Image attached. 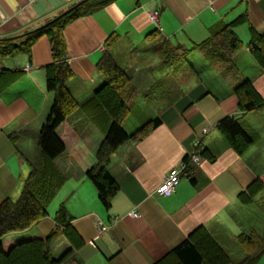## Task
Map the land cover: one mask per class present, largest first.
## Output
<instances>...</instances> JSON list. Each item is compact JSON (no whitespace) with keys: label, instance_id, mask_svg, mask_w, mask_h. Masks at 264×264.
I'll use <instances>...</instances> for the list:
<instances>
[{"label":"crops","instance_id":"crops-1","mask_svg":"<svg viewBox=\"0 0 264 264\" xmlns=\"http://www.w3.org/2000/svg\"><path fill=\"white\" fill-rule=\"evenodd\" d=\"M77 1L0 0V38L38 26ZM154 9L156 23L148 18ZM241 14L245 20L233 27L241 48L233 55V70L228 74L203 58L196 66L197 50L189 57L192 66L177 74L161 68L151 55V47L163 39L190 48L208 36L211 25L228 23ZM250 28L264 31V0H111L67 23L62 36L72 77L66 84L78 106L57 129L61 139L65 136L69 142H64V151L54 159L65 180L47 205L46 215L21 232L5 235L3 246L21 237H44L54 227L53 214L59 204L71 215V225L83 241L62 264H153L197 226L204 227L224 251L230 245L238 247L236 236L241 232L254 229L264 234L252 223L254 198L247 204L237 198L264 171V109L241 111L232 91L239 81L248 80L264 99V66L257 65L246 47ZM152 30L158 34L153 42L145 38ZM111 34L116 38L107 45ZM105 50L130 82L140 85L138 93L144 101L152 103V112L137 111V122L123 130L130 134L145 121L159 119L142 138L122 143L109 157L105 168L117 189L107 210L84 175L95 162L101 137L90 140L85 131L89 122L81 109L101 83L95 64ZM50 62L45 35L34 41L29 55L0 57V69L22 71L0 93V201L18 194L28 171L26 159L35 155L26 141L32 134L37 141L52 100L43 68ZM130 106L132 112L133 102ZM224 116L239 119L251 137L240 155L215 128ZM29 128L35 129L29 132ZM59 128L65 130L62 136ZM191 154L199 160L190 161V171H181L171 191L155 193L168 170L184 164L183 158ZM68 247L60 237L51 245V254L57 257ZM243 257L238 255V261ZM257 264H264V253Z\"/></svg>","mask_w":264,"mask_h":264},{"label":"trees","instance_id":"trees-1","mask_svg":"<svg viewBox=\"0 0 264 264\" xmlns=\"http://www.w3.org/2000/svg\"><path fill=\"white\" fill-rule=\"evenodd\" d=\"M111 0H78L63 7L54 16L40 25L22 32L0 38V57L13 54L29 55L34 41L45 35L48 38L51 62L46 64L45 87L52 92V100L46 117L37 132V153L27 158L28 171L22 179L15 198L6 197L0 201V264H62L74 250L79 249L83 241L71 225V215L63 204H59L53 214L54 227L42 238H19L9 247H4L2 238L9 233L21 232L46 215V208L65 178L54 165V159L60 155L65 145L58 135V127L78 103L67 88L72 72L65 60V47L62 36L64 26L73 19L90 14ZM245 20L244 14L232 21L217 22L208 28V36L190 48L173 46L163 39L151 47V55L159 60L160 67L171 74H177L183 68L192 66L189 57L197 50L202 58L214 68L228 74L233 70V55L241 48V42L233 31L234 25ZM250 38L246 44L253 60L264 66V31L249 29ZM152 30L145 36L152 41L157 37ZM116 38L109 35L107 45ZM95 71L101 78L100 85L90 98L81 104L87 121L98 129L102 138L95 151V162L85 170L84 175L93 184L97 198L104 209H108L110 199L117 186L105 168L109 157L122 143L142 138L150 129L159 124L154 117L142 123L127 134L122 123L130 111V103L135 95V87L125 70L105 50L95 64ZM22 71L19 69H0V93L16 81ZM241 111L264 109V99L253 89L248 80H241L232 88ZM215 128L225 138L229 147L240 155L251 144V137L239 119L224 116L215 124ZM198 145L195 147V151ZM182 173L190 171V158H183ZM264 188V171L238 193V200L247 204ZM264 210V199L258 202ZM64 237L69 243L63 253L55 257L51 254L54 241ZM244 257L234 262L223 248L202 226L195 227L180 243L153 264H257L264 253V234L254 229L241 232L236 236Z\"/></svg>","mask_w":264,"mask_h":264},{"label":"rangeland","instance_id":"rangeland-1","mask_svg":"<svg viewBox=\"0 0 264 264\" xmlns=\"http://www.w3.org/2000/svg\"><path fill=\"white\" fill-rule=\"evenodd\" d=\"M122 48H124V47H122ZM196 54H197V56L194 57L193 62L195 63L196 66H198L202 62V60H201L202 57H200L199 53L196 52ZM129 84H131L132 86L135 87V95L131 101V103L133 102L132 112L129 111L127 117L125 118V120L122 123V127L126 130L130 129L132 127V125H134L137 122V116H136L137 111H143L146 113L147 111L152 112V109H153L152 105H151L152 103L151 102L146 103L144 101V99L142 98V96L139 95L140 93H138V89H140V85L133 84L131 82H129ZM136 93H138L137 96H136ZM87 126H88V128H87ZM87 126L85 127V128H87V130H85V131L86 132L88 131L87 133H89V135H90V140L96 141L97 138L98 139H100V137L102 138V134L98 129L94 128L90 123H88ZM33 129H35V128H29V132L33 131ZM63 130H64L63 128H59V131H60L59 133L61 136H62V134H65V130H64V132H63ZM33 135H35V134L27 136L26 146L29 147V151H31V152L34 151L36 154L38 149L35 145L36 140H35V138L33 139V137H32ZM66 139L67 138L65 136L62 137L63 142H65ZM66 142H68V141H66ZM262 193H264V188L260 192H258V194H256L254 196V202L252 204L253 210H254V217L253 218L250 217V218L254 219V220H252V223H253V225H255V228L259 229L258 231L261 230L263 232V229H264V223H263V221H264V210L258 205V202L262 200V199H259V197L262 196ZM13 195L14 196H12V198H15L17 196V194L16 195L13 194ZM263 197H264V194H263L262 198ZM227 252L231 254L230 257H232V260L234 262L238 261V258H237L238 255H240V256L244 255V252L239 245H238V247H236L235 245H230L229 250Z\"/></svg>","mask_w":264,"mask_h":264},{"label":"built area","instance_id":"built-area-1","mask_svg":"<svg viewBox=\"0 0 264 264\" xmlns=\"http://www.w3.org/2000/svg\"><path fill=\"white\" fill-rule=\"evenodd\" d=\"M158 11L156 9L148 12V18L152 23H156V17H157ZM28 68V67H27ZM206 130H202V133H205ZM198 144V141H195L193 143V146H196ZM191 162H198L199 157L191 154L189 156ZM184 169V164H179L177 167H173L165 174L159 185L155 189V193L157 194H164L168 191H171L173 187L177 184L180 173ZM130 215L135 216L136 214L134 212H130Z\"/></svg>","mask_w":264,"mask_h":264}]
</instances>
